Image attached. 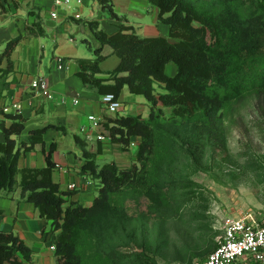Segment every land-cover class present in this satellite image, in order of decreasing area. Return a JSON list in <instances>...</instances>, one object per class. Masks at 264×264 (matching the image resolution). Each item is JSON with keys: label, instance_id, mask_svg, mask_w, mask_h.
I'll use <instances>...</instances> for the list:
<instances>
[{"label": "trees", "instance_id": "obj_1", "mask_svg": "<svg viewBox=\"0 0 264 264\" xmlns=\"http://www.w3.org/2000/svg\"><path fill=\"white\" fill-rule=\"evenodd\" d=\"M97 1L116 15L112 0ZM147 1L158 8V19L168 25V35L141 36L132 25L124 23L107 33L99 28L98 21H93L100 46L94 49L93 58L76 59L77 74L86 88L118 99L127 86L151 104L147 118L117 115L102 120L111 141L122 149L137 138L136 158L129 167L120 168L114 162L98 167L94 154L76 137L83 147L82 171L98 178L101 184L90 206L65 207V193L52 176L55 143L45 151L43 167L19 169L22 151L44 145L45 127L31 130L29 141L18 144L14 136L25 128L23 117L16 113L9 126L1 123L5 138L0 142V195L19 185L22 197L32 202L42 217L51 220L54 229H60L55 241L56 264H135L116 245H105L115 237V223L127 220L125 210L113 203V195L124 189L142 191L150 201L148 212L159 222L182 216L179 204L184 201L186 188L166 194L165 182L152 169L163 162V133L167 129L160 118L164 108L171 109L170 120L175 125L181 121L202 128L208 116L223 112L234 100L253 92L264 93V0ZM20 38L8 41L1 55L9 66ZM106 44L113 48L119 63L101 77L100 64L105 58L102 46ZM170 62L176 66L173 74L166 71ZM155 83L165 91L158 93ZM18 173L20 181L16 179ZM154 243L156 249L167 246L159 244L158 238ZM31 259V248L18 235L0 231V264H30Z\"/></svg>", "mask_w": 264, "mask_h": 264}, {"label": "crops", "instance_id": "obj_2", "mask_svg": "<svg viewBox=\"0 0 264 264\" xmlns=\"http://www.w3.org/2000/svg\"><path fill=\"white\" fill-rule=\"evenodd\" d=\"M112 6L116 15L103 8L97 0L60 5L55 0H0V142L5 138L1 123L9 126L16 114L12 110L3 112L2 108L14 102L21 103L19 114L24 119L25 128L14 136L17 143L28 142L29 132L33 129H46L44 145L37 144L32 150L22 151L17 165L20 170L43 167L45 151L55 143L52 159L56 167L52 176L60 191L65 193V207L75 204L90 206L101 185L98 178L82 171L85 161L83 147L76 137L84 141L85 148L94 154L98 167L104 164H99L97 157L104 153L115 154L111 162L120 168L124 167L119 163L126 160L118 151L122 149L121 145L112 143L108 133L95 127L88 115H95L102 121L105 116L117 115L147 118L151 111V104L144 96L131 93L125 86L117 99L119 109L110 112L102 100L103 95L86 88L77 74L79 66L76 59L93 58L94 49L100 46L91 25L93 21H98L99 28L107 33L115 32L118 25L124 23L132 25L141 36L168 35V25L158 19V8L147 0H112ZM53 11L57 13L56 18L51 15ZM77 12L80 14L78 18L75 17ZM39 29L43 33H38ZM17 36L21 38L11 53L12 64L9 66L1 55L6 43ZM102 53L105 58L100 64L103 73L99 76L105 77L104 73L118 65L119 58L107 44L102 46ZM58 58L63 59L61 68ZM39 76L49 83L53 99L43 97L31 87V81ZM154 85L158 93L165 91L159 83ZM99 133H103L105 138L98 139ZM108 139L109 144L106 142ZM136 141L134 138L135 144ZM122 150V153L132 152L133 163L136 149L130 145ZM20 178L18 173L17 181ZM70 184L75 186L70 188ZM0 210V231L13 232L31 248L30 264H56L52 246L60 229H54L51 220L42 217L35 205L22 197L19 185L1 193Z\"/></svg>", "mask_w": 264, "mask_h": 264}, {"label": "rangeland", "instance_id": "obj_3", "mask_svg": "<svg viewBox=\"0 0 264 264\" xmlns=\"http://www.w3.org/2000/svg\"><path fill=\"white\" fill-rule=\"evenodd\" d=\"M175 70L170 62L167 73ZM170 111L164 108L160 118L167 129L163 162L152 169L165 182L166 194L186 188L179 204L182 216L159 222L148 212L150 201L140 190L113 195V203L128 216L115 223V237L105 245H116L135 264H203L222 237L223 217L251 212L264 220V93L234 100L223 112L208 116L202 128L181 121L175 125ZM131 147L137 150L136 144ZM130 150H118L126 157L121 167L132 164ZM114 158L104 153L97 162ZM157 238L167 246L156 249Z\"/></svg>", "mask_w": 264, "mask_h": 264}, {"label": "built area", "instance_id": "obj_4", "mask_svg": "<svg viewBox=\"0 0 264 264\" xmlns=\"http://www.w3.org/2000/svg\"><path fill=\"white\" fill-rule=\"evenodd\" d=\"M71 1L83 2V0H55V3L57 5L69 4ZM51 15L56 18V11H53ZM75 17H80V14L75 13ZM58 66L60 68L63 66L62 58H58ZM31 87L36 93L47 99L54 98V93L44 77L34 78L31 81ZM102 100L108 111L117 112L119 109L120 103L112 94L103 95ZM11 110L20 113L22 110L21 103L14 102L2 108L3 112ZM88 119L95 127L106 130L102 121L95 115H88ZM97 138L104 139L105 135L99 133ZM134 144L135 142H132L130 145ZM74 186V184L69 185L70 188ZM221 229L222 237L203 264H264V220L257 218L251 212L240 216L227 215L221 221ZM52 247L55 249V245Z\"/></svg>", "mask_w": 264, "mask_h": 264}]
</instances>
